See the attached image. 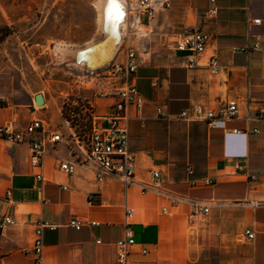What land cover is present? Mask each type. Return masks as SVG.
Returning a JSON list of instances; mask_svg holds the SVG:
<instances>
[{
  "label": "crops",
  "instance_id": "0c3cea01",
  "mask_svg": "<svg viewBox=\"0 0 264 264\" xmlns=\"http://www.w3.org/2000/svg\"><path fill=\"white\" fill-rule=\"evenodd\" d=\"M124 1L127 34L131 30L134 38L126 34L120 49H132V40L146 48L143 56L137 53L143 64L135 79L146 105L141 118L130 108L126 122L136 157L135 183L128 187L115 176L98 182L95 164L72 176L62 173L59 161L73 159L64 143L48 145L41 182L39 171L30 167L28 148L0 139V221L18 222L0 230V264H36L31 249L41 221L54 226L44 230L43 264H117L116 244L124 237L128 209L134 210L138 248L148 250L145 257L134 256L140 264H264V128L242 119L215 126L169 119L192 106L214 109L226 100H237L244 113L247 99L253 112L264 110V0H154L152 19ZM185 29L212 36L195 68L189 67L187 53L174 49V35ZM212 56L221 66L217 74L206 66ZM37 95L15 106L0 102V126L23 127L38 118L54 126V118L62 120L61 109L47 115L46 96L45 108L37 110ZM256 127L261 130L253 134ZM155 171L161 172L162 188L215 201L210 214L191 217L187 203L171 208L167 197L143 193V183L153 181ZM205 177L215 185L190 186ZM92 193L98 194L95 204L88 199ZM73 216L84 222L81 230L68 226ZM247 229L255 232L253 241L241 239Z\"/></svg>",
  "mask_w": 264,
  "mask_h": 264
},
{
  "label": "built area",
  "instance_id": "2783aa9c",
  "mask_svg": "<svg viewBox=\"0 0 264 264\" xmlns=\"http://www.w3.org/2000/svg\"><path fill=\"white\" fill-rule=\"evenodd\" d=\"M132 2L136 10L146 16L148 19L154 18L155 6L154 0H128ZM215 3V0H212ZM168 7V2L164 3ZM218 9L212 8L211 15L217 14ZM212 40V36L200 30L185 29L174 35V49L181 53H187L189 56V67L195 68L199 65L198 58L204 56ZM260 43L254 48L259 49ZM143 64V60L138 56L135 50L130 48L120 49L113 61L105 68L94 71H84V77H90L88 81L91 84L93 98L82 97L79 104H66L62 117V124L51 126L43 118H38L26 126L19 127L13 123L0 126V139L14 145H21L28 148L30 152L29 164L32 169L39 172L36 178L45 181L42 169L44 167V158L49 144L64 143L71 153L72 161H59L58 169L72 176L77 173L79 167L88 168L90 164H95L97 169V180L103 182L106 176H115L121 179L126 186H132L135 183L136 175V157L130 151V138L126 128V122L129 121V109L135 108L141 118V112L146 105V100L139 92L135 83L136 74ZM212 74H217L221 70L218 58L212 56L208 59L206 65ZM85 84V82H83ZM247 99V108L244 113L240 103L237 100L220 101L216 108L209 109L204 106L196 105L182 111L170 120H181L185 122L205 121L210 126H215L220 121L245 120L249 123H259L264 128V110L253 112L249 107ZM78 103V102H77ZM82 108L84 122L87 131L83 134L72 129L77 126L75 119L76 107ZM157 113L163 116V110L158 109ZM75 124V125H73ZM67 127L71 132L66 133L60 127ZM260 128H253L251 132L257 134ZM241 131L234 130V134ZM238 171H243V167L236 164ZM192 174V168H189ZM161 172H153V181L143 183V193L153 192L157 195H163L170 201L171 208H177L181 203H187L190 206L191 217L208 216L211 207L215 201H202L189 198L177 193L170 192L161 186ZM255 177L252 176L251 179ZM216 181L213 178L205 177L190 182L191 187H211ZM67 190L66 187L63 188ZM11 192H7V198L11 197ZM97 193L89 195V202L95 204ZM164 213H170L168 208ZM134 210L128 209L126 212V224L124 228V237L117 242V264H140L134 261V256L145 257L148 255L146 248H138L133 231ZM18 222L11 218H4L0 221V230L6 226L17 225ZM92 226L98 225L91 223ZM69 227L75 230H81L84 222L78 217L73 216ZM46 228L54 229V226L46 222H38L35 230V238L31 252L36 264H43L45 253L44 230ZM256 234L251 229L245 230L242 240L253 241Z\"/></svg>",
  "mask_w": 264,
  "mask_h": 264
},
{
  "label": "rangeland",
  "instance_id": "374dc122",
  "mask_svg": "<svg viewBox=\"0 0 264 264\" xmlns=\"http://www.w3.org/2000/svg\"><path fill=\"white\" fill-rule=\"evenodd\" d=\"M98 1L0 0V36L8 35L0 43L2 104H23L30 94L37 93L50 101V106L46 107L50 116L60 109L63 115L66 104L80 106L82 97H94L88 83L91 78L84 77L83 69L62 63L59 49L65 45L81 48L101 38ZM127 35L128 40L134 38L131 30ZM129 43L141 56L146 52L137 42ZM79 106L75 110L77 126L72 129L83 134L87 128ZM35 108L41 110L45 105H35ZM61 124V119L54 118V125ZM60 128L71 132L64 125Z\"/></svg>",
  "mask_w": 264,
  "mask_h": 264
},
{
  "label": "bare ground",
  "instance_id": "6f19581e",
  "mask_svg": "<svg viewBox=\"0 0 264 264\" xmlns=\"http://www.w3.org/2000/svg\"><path fill=\"white\" fill-rule=\"evenodd\" d=\"M97 8L101 38L93 40L81 48H71L67 45L60 49L57 47L60 50L62 63L83 70L87 68L95 70L106 67L120 51L129 27L125 1L123 0V20L118 23H109L105 18L104 0L98 1Z\"/></svg>",
  "mask_w": 264,
  "mask_h": 264
},
{
  "label": "snow or ice",
  "instance_id": "6c2138e0",
  "mask_svg": "<svg viewBox=\"0 0 264 264\" xmlns=\"http://www.w3.org/2000/svg\"><path fill=\"white\" fill-rule=\"evenodd\" d=\"M104 15L109 23L123 20V0H104Z\"/></svg>",
  "mask_w": 264,
  "mask_h": 264
},
{
  "label": "water",
  "instance_id": "95a60500",
  "mask_svg": "<svg viewBox=\"0 0 264 264\" xmlns=\"http://www.w3.org/2000/svg\"><path fill=\"white\" fill-rule=\"evenodd\" d=\"M115 56H116V55H115ZM114 58H115V57H114ZM114 58H113V59H114ZM113 59L110 61V63L113 61ZM110 63H109V64H110ZM109 64H108V65H109ZM108 65H107V66H108ZM107 66H106V67H107ZM103 68H105V67H102V68H99V69H103ZM85 70H89V69L87 68V69H85ZM85 70H84V71H85ZM95 70H98V69H95ZM89 71H94V70H89ZM36 105H37V106L44 105V99H43V96H42L41 94H38V95L36 96Z\"/></svg>",
  "mask_w": 264,
  "mask_h": 264
},
{
  "label": "trees",
  "instance_id": "16d2710c",
  "mask_svg": "<svg viewBox=\"0 0 264 264\" xmlns=\"http://www.w3.org/2000/svg\"><path fill=\"white\" fill-rule=\"evenodd\" d=\"M8 37V35H1L0 36V43H2L6 38Z\"/></svg>",
  "mask_w": 264,
  "mask_h": 264
}]
</instances>
